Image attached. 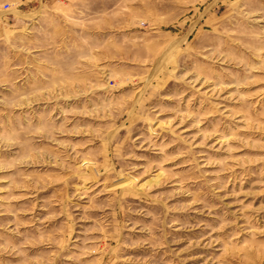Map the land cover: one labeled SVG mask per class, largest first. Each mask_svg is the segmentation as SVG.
Instances as JSON below:
<instances>
[{"label":"rangeland","instance_id":"obj_1","mask_svg":"<svg viewBox=\"0 0 264 264\" xmlns=\"http://www.w3.org/2000/svg\"><path fill=\"white\" fill-rule=\"evenodd\" d=\"M0 264H264V0H0Z\"/></svg>","mask_w":264,"mask_h":264}]
</instances>
